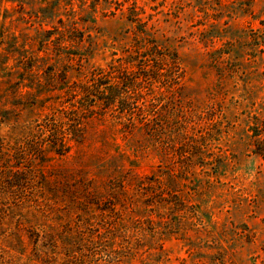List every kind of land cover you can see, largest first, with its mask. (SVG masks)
<instances>
[{
    "label": "rangeland",
    "instance_id": "374dc122",
    "mask_svg": "<svg viewBox=\"0 0 264 264\" xmlns=\"http://www.w3.org/2000/svg\"><path fill=\"white\" fill-rule=\"evenodd\" d=\"M111 69L131 117L80 93ZM0 264H264V0H0Z\"/></svg>",
    "mask_w": 264,
    "mask_h": 264
},
{
    "label": "trees",
    "instance_id": "16d2710c",
    "mask_svg": "<svg viewBox=\"0 0 264 264\" xmlns=\"http://www.w3.org/2000/svg\"><path fill=\"white\" fill-rule=\"evenodd\" d=\"M160 60L163 62L161 65H153V60ZM126 65L131 66L132 68H137L139 72L148 80H153L154 77L151 74V70L155 67V71L168 70V68L174 69L178 68L176 62V55H172V58L169 57L162 49L157 48L156 46L149 49V52L140 54L138 56H133L132 59L125 62ZM164 65V66H163ZM123 72V71H122ZM126 73V71H124ZM119 74L113 71L107 72V74H98L100 75L94 81L91 86H86L80 90L81 95L86 97V101L89 103V109L95 110L99 109H108L109 107H114L119 110L120 114H128L131 117L135 110L139 109L138 103L130 102V95L119 99L121 92H119V87L124 83L126 84L125 88L133 87L135 81L131 80L128 76L129 74ZM110 78L111 83L109 86L106 85L105 79ZM132 84V85H131ZM129 91V90H128ZM125 94L127 90H124ZM134 96H138L134 95ZM74 120L68 117L67 122L63 123L60 120L57 121L54 117L45 119L36 125L32 137L27 140V146L32 148V153L39 161L48 157V153H56V155H62L65 151L68 150L69 141L78 142L77 139L80 136L81 131V120L73 122ZM70 134V135H69ZM69 135V137H68ZM23 154L20 150L16 153V156ZM15 157V156H14Z\"/></svg>",
    "mask_w": 264,
    "mask_h": 264
}]
</instances>
